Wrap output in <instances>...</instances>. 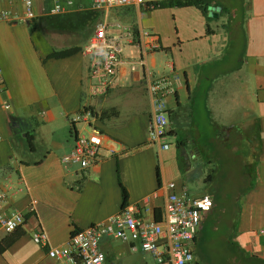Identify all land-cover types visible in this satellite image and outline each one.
Listing matches in <instances>:
<instances>
[{"label": "crops", "instance_id": "crops-1", "mask_svg": "<svg viewBox=\"0 0 264 264\" xmlns=\"http://www.w3.org/2000/svg\"><path fill=\"white\" fill-rule=\"evenodd\" d=\"M206 1L210 18L194 5L110 8L107 31L130 32L124 58L142 57L145 66L122 64L108 91L90 97L81 49L101 11L75 0L49 14V0H33L37 16L27 19L22 0H0L12 13L0 19V187L4 211L25 217L11 232L0 226V264H62L48 247L124 206L158 220L171 181L188 198L213 199L190 243L195 264H264V0ZM169 64L179 80L167 96L162 149L148 139V86ZM85 107L93 117L76 120ZM76 134L101 146L86 168L61 161ZM36 228L44 244L32 240ZM100 248L102 264L146 262L110 236Z\"/></svg>", "mask_w": 264, "mask_h": 264}, {"label": "built area", "instance_id": "built-area-1", "mask_svg": "<svg viewBox=\"0 0 264 264\" xmlns=\"http://www.w3.org/2000/svg\"><path fill=\"white\" fill-rule=\"evenodd\" d=\"M49 1V14L63 13L75 3V0ZM89 1L95 9L101 11L102 18L93 27L81 53L88 61L87 93L90 97H97L108 91L122 64H128L132 69L145 66L142 57L124 58V45L133 42L132 34L122 31L118 35H111L107 31V11L113 7L129 5H147L153 8V3L158 0ZM22 3L25 18L34 19L37 15L33 0H22ZM11 15L10 10L0 9V19H8ZM151 47L159 46L153 41ZM168 68L167 75L152 78L148 86L151 96L148 139L152 143H158L162 149L169 146L164 141L168 125L167 96L174 93L179 80L172 64ZM3 91L4 81L0 76V93ZM92 117L93 111L85 107L75 119L86 120ZM100 148L98 141L76 134L72 147L61 157V161L66 165L78 164L86 168L99 158ZM167 187L169 192L160 219H145L134 206H124L104 222L72 229L65 245L48 247V257L62 264H102L104 253L100 248V240L104 236H110L127 243L133 251L141 250L146 253L152 258V264H195L190 243L202 215L213 206V199L208 194L188 198L183 188L176 190L173 181ZM5 198L6 193L0 187V226L11 232L23 224L25 217L21 211H4ZM32 240L44 244L46 235L41 228L32 232Z\"/></svg>", "mask_w": 264, "mask_h": 264}, {"label": "trees", "instance_id": "trees-1", "mask_svg": "<svg viewBox=\"0 0 264 264\" xmlns=\"http://www.w3.org/2000/svg\"><path fill=\"white\" fill-rule=\"evenodd\" d=\"M208 2L206 0H158L153 3V8H164V7H181V6H188V5H194L202 10V12L208 17L206 8L208 7ZM74 48L70 49H63L58 51H52L50 54H48L47 57H64L72 54L74 52ZM122 189V197L123 202L126 200V191L124 187H121Z\"/></svg>", "mask_w": 264, "mask_h": 264}, {"label": "rangeland", "instance_id": "rangeland-1", "mask_svg": "<svg viewBox=\"0 0 264 264\" xmlns=\"http://www.w3.org/2000/svg\"><path fill=\"white\" fill-rule=\"evenodd\" d=\"M87 1V3L89 4L90 3V1L89 0H86ZM91 4V3H90ZM99 20H101V16H100V18H99ZM98 20V21H99ZM83 24V22L81 23V25ZM82 30L83 29H81V27H80V30H78L79 32V34H81L82 33ZM74 38H75V42H80L81 41V39H76V37L74 36ZM31 238H32V234H31ZM138 254L140 255V257L141 256H145V258H146V262H145V264H151V262H152V258L150 257V256H146V254L145 253H142V252H138ZM219 258H220V256H219Z\"/></svg>", "mask_w": 264, "mask_h": 264}, {"label": "water", "instance_id": "water-1", "mask_svg": "<svg viewBox=\"0 0 264 264\" xmlns=\"http://www.w3.org/2000/svg\"><path fill=\"white\" fill-rule=\"evenodd\" d=\"M219 10H220L219 7H212V8H210L209 15L216 16L218 14Z\"/></svg>", "mask_w": 264, "mask_h": 264}]
</instances>
